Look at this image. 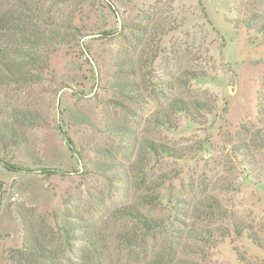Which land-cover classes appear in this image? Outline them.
<instances>
[{
	"label": "rangeland",
	"instance_id": "374dc122",
	"mask_svg": "<svg viewBox=\"0 0 264 264\" xmlns=\"http://www.w3.org/2000/svg\"><path fill=\"white\" fill-rule=\"evenodd\" d=\"M0 8H38L50 30L62 22L70 33L49 53L40 82L0 85V264H12V252L23 246L20 214L30 216L34 236L56 250V243L42 240L52 232L54 213L69 211L84 225L102 228V211L138 204L140 191L124 178L136 175L131 166L145 138L187 151L165 163L175 179L161 190L164 218L175 220V199L191 208L210 195L264 243V39L239 24L264 18V0H0ZM17 41L6 35L0 44L14 48ZM129 58L142 66L137 104L112 88ZM188 71L202 79L179 84L175 92L214 102V112L199 123L175 116V131L153 129L148 122L156 95L163 105V84L178 85ZM116 125L129 136L112 134ZM107 163L119 166L103 178L98 168ZM43 169L58 173L47 176ZM156 172L150 167L146 178ZM108 234L107 255L93 256L91 264H141L140 255L121 251L114 229ZM76 247L75 256L90 254ZM201 249L202 264H264V251L246 234L230 233L216 247Z\"/></svg>",
	"mask_w": 264,
	"mask_h": 264
},
{
	"label": "trees",
	"instance_id": "16d2710c",
	"mask_svg": "<svg viewBox=\"0 0 264 264\" xmlns=\"http://www.w3.org/2000/svg\"><path fill=\"white\" fill-rule=\"evenodd\" d=\"M38 10V8L25 10L19 8L8 12L1 11L0 8V41L6 35H13L18 39L14 48L0 44V85L17 86L40 82L41 75L49 71L47 59L49 53H54L65 45L70 33H66L64 23L59 22L50 30L52 23L42 11ZM239 24L247 29H254L264 39V18L248 17ZM67 26L71 28V24ZM49 48L50 51H47ZM40 49H43L44 54ZM126 67V72H123V69L119 70L120 76L112 88L125 99L137 104L140 100V90L137 88L136 76L142 71V66L129 58ZM183 76L186 80L179 79L176 86L172 81L163 84V88L167 89V94L162 96L165 101L163 105L158 101L159 94L156 95V107L148 122L153 129L175 131L178 127L173 119L175 116L180 115L193 123H199L198 121L203 117L214 112V102L190 95L187 90L175 92L177 87H182L179 84L202 79L199 73L193 71L185 72ZM262 100L264 102V96ZM261 104L264 106L263 103ZM19 120L32 122L28 116H20ZM113 127L112 134L120 137L129 136L127 128L117 125ZM262 135L264 139V134ZM11 137L15 135L11 134ZM67 143L72 144L69 139ZM244 146V144L236 146L235 150L244 151ZM186 153L184 149L181 151L172 148L152 138L143 139L131 166V171L136 172V175L130 179L128 176L124 178L126 185L134 184V187L136 186L140 191V202L138 204L125 202L107 212L102 211L100 217H105L101 223L102 228H98L96 224L84 225L81 221L73 219L69 211L54 213L55 223L52 232L48 233L51 238H48V234H44L42 240L48 244L56 243V250L41 243L34 236L37 232L30 216L20 214L25 233L24 243L21 249L12 252V264H63L62 261L68 264H91L93 256L104 258L107 255L108 239L110 240L108 231L112 229L116 231L121 251L140 255L141 264H202L205 252L201 246L214 248L219 241L230 237V233L236 237L246 234L253 245L264 251V243L253 230L232 214L229 215L214 196L209 195L200 199L191 208L184 201L175 199L170 203L175 220L164 218L160 214L161 190L167 182L175 179V175L172 176L174 173L167 169L165 163L169 159L180 160ZM103 165L98 168V173L103 178L106 177V172L119 166L108 163ZM7 167L8 171L12 172L23 170L15 166ZM150 167L151 171L157 169V172L147 179L145 172ZM41 171L47 176L58 173L57 170L49 169ZM108 180L111 179L108 177ZM145 208L148 210H143ZM227 221H230L231 228L223 226ZM77 244L85 246L90 254H78V256L72 254L78 251ZM65 255L69 256L68 260H64ZM71 255L74 256L70 257ZM71 258L74 262H71Z\"/></svg>",
	"mask_w": 264,
	"mask_h": 264
}]
</instances>
